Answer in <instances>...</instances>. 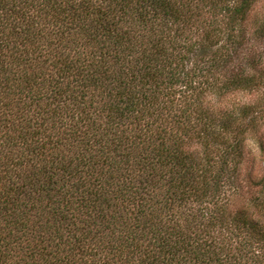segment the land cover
Listing matches in <instances>:
<instances>
[{"label":"trees","instance_id":"trees-1","mask_svg":"<svg viewBox=\"0 0 264 264\" xmlns=\"http://www.w3.org/2000/svg\"><path fill=\"white\" fill-rule=\"evenodd\" d=\"M256 2L0 0V264H264Z\"/></svg>","mask_w":264,"mask_h":264},{"label":"rangeland","instance_id":"rangeland-1","mask_svg":"<svg viewBox=\"0 0 264 264\" xmlns=\"http://www.w3.org/2000/svg\"><path fill=\"white\" fill-rule=\"evenodd\" d=\"M264 21V0H257L254 4L252 10L248 14V18L246 20V25L249 33H252L255 27H260L263 25ZM261 30V29H260ZM257 43L255 46V54L259 52L264 55V29L262 30V34L257 38ZM249 96H253L251 94H246L245 96L236 95V98L240 100L248 99ZM234 97V96H233ZM250 97V98H251ZM263 143H264V130L262 133ZM246 150H245V158L243 162V167L245 166H253L255 170H264V144L263 148H259L256 142L249 140L247 142Z\"/></svg>","mask_w":264,"mask_h":264}]
</instances>
